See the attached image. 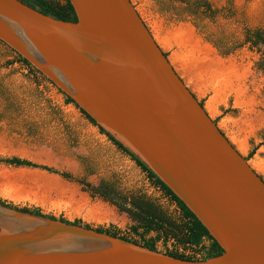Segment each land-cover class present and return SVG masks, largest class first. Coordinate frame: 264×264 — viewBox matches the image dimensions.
Masks as SVG:
<instances>
[{
    "label": "water",
    "instance_id": "95a60500",
    "mask_svg": "<svg viewBox=\"0 0 264 264\" xmlns=\"http://www.w3.org/2000/svg\"><path fill=\"white\" fill-rule=\"evenodd\" d=\"M64 21L0 0V41L131 152L221 247L182 260L0 204V264H264V180L175 71L131 0Z\"/></svg>",
    "mask_w": 264,
    "mask_h": 264
},
{
    "label": "rangeland",
    "instance_id": "374dc122",
    "mask_svg": "<svg viewBox=\"0 0 264 264\" xmlns=\"http://www.w3.org/2000/svg\"><path fill=\"white\" fill-rule=\"evenodd\" d=\"M207 1L219 12L201 18V30L177 0H131L175 71L234 147L244 157L255 148L247 161L257 162L252 168L264 180V73L257 68L261 55L247 45L221 55L205 39L207 34L240 39L243 26L264 29V0ZM12 156L85 175L93 183L111 179L175 209L127 154L0 41V157ZM0 199L92 228L126 231L129 226L112 205L39 168L0 163ZM170 246L157 242L160 251Z\"/></svg>",
    "mask_w": 264,
    "mask_h": 264
},
{
    "label": "trees",
    "instance_id": "16d2710c",
    "mask_svg": "<svg viewBox=\"0 0 264 264\" xmlns=\"http://www.w3.org/2000/svg\"><path fill=\"white\" fill-rule=\"evenodd\" d=\"M20 1L44 15L53 17L54 19L64 21L76 20L75 13L68 0ZM177 1L183 4L182 9L186 14L194 17L195 26L201 30H204L205 26L200 23V19H203V17L213 18L214 15L219 12V10L213 8L207 0ZM208 35L209 34L205 35V39L209 40L221 55L229 54L234 47H239L241 45H247L249 48H254L261 55V58L257 62V68L264 73V29L243 26L240 39L231 40L224 39V37L220 35L215 37L213 35ZM164 55L166 56V53H164ZM17 58L22 63L28 65L33 71L37 72L26 60L20 58L18 55ZM65 101L78 108L73 101L66 96ZM199 104L201 106L203 105L201 100L199 101ZM78 110L92 125L96 126L99 132L103 133L112 144L127 154L135 162V164L146 174L150 184L160 190L162 194L168 198L169 202L174 204L175 209L169 210L165 208L156 199L145 194L140 189H123L116 181L111 179L101 178L93 183L90 182L85 175H74L70 171L58 170L15 156L0 157V163L13 167L39 168L49 173L57 174L69 182H74L91 198H98L112 205L117 213L127 218L129 226L126 231L110 226L92 228L90 225L81 223L79 220L69 222L61 217L55 218L52 215L43 214L35 208H17L1 199L0 204L23 212L57 219L84 228L94 229L95 231L182 260H204L221 254V247L209 235L205 227L200 221H198L184 203L131 152L114 140L102 128L96 125V123L81 109L78 108ZM213 121L215 122V120ZM254 151L255 148H252L244 157L245 160L251 157L254 154ZM158 241L162 244L170 243L171 246L169 248L165 247L164 250L160 251L157 248Z\"/></svg>",
    "mask_w": 264,
    "mask_h": 264
},
{
    "label": "bare ground",
    "instance_id": "6f19581e",
    "mask_svg": "<svg viewBox=\"0 0 264 264\" xmlns=\"http://www.w3.org/2000/svg\"><path fill=\"white\" fill-rule=\"evenodd\" d=\"M207 109V111H209V109L208 108H206ZM249 165L251 166V167H254V168H256V167H258V164H257V162H249Z\"/></svg>",
    "mask_w": 264,
    "mask_h": 264
}]
</instances>
